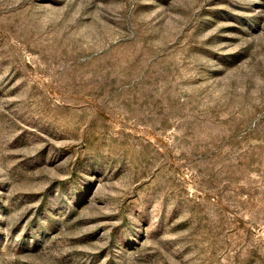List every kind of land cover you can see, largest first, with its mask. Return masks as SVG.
I'll return each instance as SVG.
<instances>
[{
    "label": "rangeland",
    "instance_id": "1",
    "mask_svg": "<svg viewBox=\"0 0 264 264\" xmlns=\"http://www.w3.org/2000/svg\"><path fill=\"white\" fill-rule=\"evenodd\" d=\"M0 264H264V0H0Z\"/></svg>",
    "mask_w": 264,
    "mask_h": 264
}]
</instances>
